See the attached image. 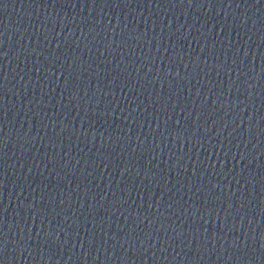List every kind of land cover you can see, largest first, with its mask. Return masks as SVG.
Segmentation results:
<instances>
[{
  "label": "water",
  "instance_id": "95a60500",
  "mask_svg": "<svg viewBox=\"0 0 264 264\" xmlns=\"http://www.w3.org/2000/svg\"><path fill=\"white\" fill-rule=\"evenodd\" d=\"M0 264H264V0H0Z\"/></svg>",
  "mask_w": 264,
  "mask_h": 264
}]
</instances>
